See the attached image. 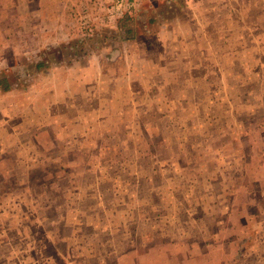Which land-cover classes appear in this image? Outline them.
<instances>
[{
    "label": "rangeland",
    "instance_id": "374dc122",
    "mask_svg": "<svg viewBox=\"0 0 264 264\" xmlns=\"http://www.w3.org/2000/svg\"><path fill=\"white\" fill-rule=\"evenodd\" d=\"M3 81L11 90L0 85L2 264H22L26 254L62 264L55 252L65 247L52 240L60 228H78L79 207L93 219V180L129 179L134 171L126 164L140 162L136 153L147 148L156 154L146 151L143 166L153 157L162 166L174 159L187 167L186 183L197 180L187 199L198 219L209 208L208 199L195 202L199 180L214 169L215 150L226 166L215 169L222 166L227 182L214 184L212 200L224 207L233 190L252 186L247 174L264 176V0H0ZM76 149L87 156L78 172ZM66 150L74 153L61 163ZM33 164L42 168L31 171ZM161 172L168 177L167 168ZM69 174L80 183L68 186ZM120 190L134 189L124 183ZM256 197L249 220L239 219L244 201L234 203L228 227L236 232L235 260L224 234L212 247L213 264H264V197ZM160 220L201 243L184 213ZM247 223L252 234H242ZM129 228H139L137 219ZM193 248L192 259L206 254ZM148 249L143 264L158 257Z\"/></svg>",
    "mask_w": 264,
    "mask_h": 264
},
{
    "label": "crops",
    "instance_id": "0c3cea01",
    "mask_svg": "<svg viewBox=\"0 0 264 264\" xmlns=\"http://www.w3.org/2000/svg\"><path fill=\"white\" fill-rule=\"evenodd\" d=\"M185 105L187 106L188 103ZM247 132L248 133H244V135L240 134L237 139L247 137L249 136L248 134H253L250 130ZM41 134L43 135L44 133ZM74 151H77V154L72 159L79 165L77 168L78 172L83 167V165L79 164L81 160L80 156H87L84 152H79L78 149ZM74 151L69 152L66 150L60 153L61 163L65 162L66 157L70 153H74ZM94 151L95 148L91 149V153ZM146 151H148L149 154L151 152V154H156L154 150L150 148L136 153L140 162H130L126 164L128 165L127 167H129V165L131 166V171H134L129 175V179L123 178V181L120 180L117 182V180H114V177L106 178L105 176L107 175L104 174L101 176L99 175V178L93 180L94 184L91 189H89V193L92 192L94 198V210L96 212L93 219L86 217L80 210L81 207H79V210L73 211V213L79 217V220L74 222L78 228L73 225L72 230H69L67 233H64L60 228L58 229L57 237L55 240H52L55 245L62 244L65 247L64 253L55 252L58 259L62 261V264L63 262L64 264H143L141 260L144 259V250L146 248H149L148 254L156 253L158 255V257H155L154 261L149 264H213L211 261L214 260L215 254L212 247L222 241L224 234L225 238L229 241L226 245H229L230 249H234V244L230 242V238L236 235V232L230 230L228 227V224L231 223L230 218L235 214L234 203H238V206H240V201L237 200L242 199L246 204L245 208L247 209L243 212V216H239V219L243 218L249 220L255 217V215H249L248 209H253L254 207L255 210V203L259 200V198L256 197L258 194L261 198L264 197V176L260 174L259 178L256 179L253 178L251 174H247L248 182H252V186L244 192H242L241 185L239 191L236 192V189L233 190L231 200L233 203L230 201V203L224 207L220 199L212 200L213 190L215 189L214 184H217L216 188H220L221 186L219 183L227 182L226 172L222 170V166L217 170L215 169L216 163H222L225 166L224 160L220 162L221 159L218 158L221 150H215L214 169H211L210 173L206 172L207 176L204 175L205 171H203L201 176L203 178L199 180L202 195L200 197L198 196L195 202L201 204V201H207L206 199H208L207 202L203 203L209 208L207 207L208 209H204L203 212L200 213L201 216L198 219L196 215L195 217L193 215L197 212V206L194 207L196 210L195 212L191 209L193 206H191L192 204L189 202L190 194H192L191 188H194V183L197 184V180L192 181L190 184L189 182L186 183V180L182 179H186L182 173L187 167L178 164L174 159H170L169 163L162 166L157 162V157H153L151 158L152 163L149 164L151 165L150 167L143 166L145 164L144 157ZM238 152L241 153L242 151ZM31 166V171L42 168V164H33ZM67 166L70 167L69 165ZM56 167L57 173H63L66 164L64 163L63 167L61 165L60 167L58 165ZM163 168H167L169 171L167 178H161V175L164 174L161 172ZM84 171L92 173L90 168H87V170L84 169ZM221 171L222 176L219 174ZM255 171L256 169L252 173L254 174ZM63 174H65V172ZM77 175L78 174L74 176L76 178L71 179V175L69 174L68 186L73 187L74 184L80 183L77 181ZM216 178L219 179L220 182H217L215 180ZM4 179L1 182L2 185L5 184ZM241 179H245V177ZM124 183L130 184V186L133 187L134 190L132 194H126L120 190L121 184L124 185ZM241 184H243V180H241ZM228 192H230V189ZM177 193L180 194L179 199L176 198ZM74 194L75 191H73L72 195ZM106 194L108 195V199L105 197ZM147 194L151 196V200L153 198V202L146 198ZM188 196L189 200L187 199ZM186 201L189 202V205H187L188 202ZM84 204L85 201L81 205ZM256 209L258 210L256 213H259L260 208L257 207ZM70 211L71 209L69 208L67 212ZM177 213H184L186 218L189 217L190 221L195 222L197 226L196 229L198 230L197 238L201 239V243L189 240L186 237V230L171 227L170 221H172V218ZM238 214H240V212ZM160 217L169 218V227H161L162 224H158L161 223ZM73 219H75L74 216ZM135 219L138 221L139 228L132 232L129 226L133 224ZM70 220L66 221L65 224L71 223ZM210 223L213 224L212 227ZM79 225H82V227L79 228ZM251 228L252 226L247 223L242 228L245 230H242V234L245 232L252 234ZM70 234H72V236H70ZM132 235H137V238H133ZM5 244L6 242L4 241V243H2L1 240L0 247H4ZM197 244L202 245L198 246ZM104 246L108 248L105 249ZM192 246L205 247L206 254L204 257L192 259L190 255L195 249H192ZM142 250L144 252H142ZM232 252L231 260L234 261L236 258V248L232 250ZM36 257L27 258L26 254L21 263L49 264L48 260H44L42 257L36 259ZM1 261L2 260H0V262ZM45 261H47V263ZM14 263L18 264L17 262Z\"/></svg>",
    "mask_w": 264,
    "mask_h": 264
},
{
    "label": "trees",
    "instance_id": "16d2710c",
    "mask_svg": "<svg viewBox=\"0 0 264 264\" xmlns=\"http://www.w3.org/2000/svg\"><path fill=\"white\" fill-rule=\"evenodd\" d=\"M42 66H43L42 63H39V64L37 65L38 68H40V67H42ZM0 85H4V88H3V92H4V93L9 92V91L11 90V87L8 86V85H6V84H5V81L0 82Z\"/></svg>",
    "mask_w": 264,
    "mask_h": 264
}]
</instances>
